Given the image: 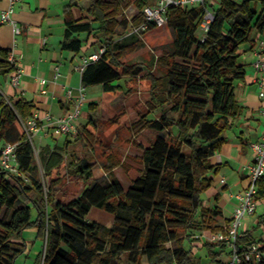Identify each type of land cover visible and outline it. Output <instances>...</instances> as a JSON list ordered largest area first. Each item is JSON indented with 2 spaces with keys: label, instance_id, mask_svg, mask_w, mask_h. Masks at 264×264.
Masks as SVG:
<instances>
[{
  "label": "trees",
  "instance_id": "16d2710c",
  "mask_svg": "<svg viewBox=\"0 0 264 264\" xmlns=\"http://www.w3.org/2000/svg\"><path fill=\"white\" fill-rule=\"evenodd\" d=\"M81 1L68 0L61 47L80 53L91 35L96 36L92 47L97 42L105 46L99 59L81 73V82L85 87L100 84L102 100L110 103L124 88L120 80L139 73L136 66L121 60L135 49L139 38L117 37L121 26H130L123 17L130 1L90 0L86 16L75 19L70 11ZM147 3L138 0L136 5L142 9ZM208 6L214 18L206 32L200 28L205 6L169 8L167 28L173 41L171 50L161 56V118L150 119L148 113L134 124L150 127L157 135L142 149L143 168L132 176L127 189L111 167L105 166V176L94 178V164L86 157L70 153L66 165L68 139L62 145L43 146L39 164L23 126L34 115L33 103L0 98V140L17 143V161L30 181L0 171V264H16L25 253L23 232L28 228L46 241L39 264H145L144 260L205 264L193 254L195 248L206 249L211 263H225L222 256L230 254L226 241H206L196 235L227 232L231 221L218 223L222 209L206 206L204 194L223 165L212 164L210 157L221 150L226 133L236 127L245 110L235 93L237 83L247 76L242 47L253 41L254 34H264V0H222ZM141 21L139 15L134 24ZM15 69L9 51L0 49V75H12ZM158 85L155 79L151 88ZM97 106L90 103L92 109ZM93 127L95 121L89 119L77 136L83 132L90 140ZM40 167L45 181L39 176ZM70 175L84 181L83 190L69 201L57 199L56 186ZM254 199L258 204L264 200V175L257 180ZM92 207L113 215L112 226L91 221ZM253 244L264 252V213L237 235L239 252ZM243 264H264V257Z\"/></svg>",
  "mask_w": 264,
  "mask_h": 264
},
{
  "label": "crops",
  "instance_id": "0c3cea01",
  "mask_svg": "<svg viewBox=\"0 0 264 264\" xmlns=\"http://www.w3.org/2000/svg\"><path fill=\"white\" fill-rule=\"evenodd\" d=\"M67 3L68 0H19L14 4L12 17L20 27V33H15L12 23H0V49L8 50L9 57H13L15 64L22 69L17 87L10 83L11 75H0V98L9 96L13 100L24 98L31 101L34 105L33 114L43 123H46L47 114L55 118L65 115L71 105L69 91L75 98L83 86L81 73L75 69V65L82 57L94 53L96 49L95 46H91L96 40L93 35L86 40L80 53L62 49ZM89 4L90 0L81 1L80 7L71 9V16L75 19L86 16ZM9 6L10 0H0V15ZM259 36L264 34H254L253 41L242 48L241 60L247 76L245 81L237 83L235 93L240 103L245 106L243 115L236 127L226 133L227 141L221 150L210 157L212 164L223 165L217 174L212 175L213 185L204 194V204L209 207L217 205L222 209V215L217 217L220 224H225L227 219L231 220L237 202L236 195L246 189L249 183L247 166L254 157L252 143L259 141L264 132V120L259 114L261 99L252 64L255 59L256 39ZM56 66H59L58 76ZM87 99L90 108V103L98 104L102 97L93 99L87 95ZM38 136L39 139H44L42 140L45 142L44 146L51 145L46 141L49 137L56 139L55 143L63 144L58 141L60 137L56 135ZM4 143V140H0V149ZM130 185L131 183L127 188ZM216 197H219V200ZM92 208L88 217L91 221L112 226L114 219L110 220L108 216H103L100 212L102 209ZM225 212L228 215H225ZM251 218L245 221L240 231L250 227ZM30 229L23 232L27 249L17 259L16 264H39V257L44 252L46 241L38 239L36 230Z\"/></svg>",
  "mask_w": 264,
  "mask_h": 264
},
{
  "label": "rangeland",
  "instance_id": "374dc122",
  "mask_svg": "<svg viewBox=\"0 0 264 264\" xmlns=\"http://www.w3.org/2000/svg\"><path fill=\"white\" fill-rule=\"evenodd\" d=\"M128 29V25L121 26L117 37L122 36ZM199 33L201 32L199 31ZM82 37L86 38V34H83ZM138 40L140 41L135 49L125 54L121 60L125 64L136 66L139 73L125 76L120 80L124 88L110 103L100 100L97 108L92 109L88 107L89 102L87 99V103L83 107V113L79 118V131H82L84 123L89 119H93L95 127L91 128L94 132L92 138L88 140L81 132L79 137L75 134H68L62 137L59 136L58 139L61 144L66 139L71 141V147L65 160L66 165L70 159L69 154L75 153L78 158L86 157L94 164V178L105 176V166L111 167L114 175L120 180L125 189L131 183L132 176L138 175L143 168L142 149L149 146L157 135V132L150 127L138 128L134 124L148 113L150 119L161 118V56L171 50L173 38L167 25H165L152 28L144 36V39ZM100 44L101 42H97L95 45V52L98 51ZM144 76H146L145 79ZM155 79L159 80V85L151 88ZM86 93L89 98L93 99H99L103 95L100 85L87 86ZM39 138L37 135L33 140L35 144L34 155L40 164L39 152L45 142L42 141L44 139ZM46 141H49L52 146L55 144L54 138L49 137ZM39 176L42 181H45L41 167ZM27 182L30 183L29 180ZM46 182L49 184L50 181L46 180ZM84 185V181L74 175L65 176L63 181L56 186L55 196L62 201H69L81 193ZM259 203L256 213L250 216L252 217L250 227L255 223V219L264 213V202ZM92 210H96L95 207ZM100 212L103 216H108L110 220L114 219V216L110 213L101 210ZM225 215H228V213L225 212ZM99 217L102 218L101 215ZM255 235H258V233ZM185 246L190 248L189 242H185ZM194 252L203 258L205 264H213L206 256V249L197 250L195 248L193 254ZM222 257L226 262L230 259V254L225 253ZM144 263L146 264V260H144Z\"/></svg>",
  "mask_w": 264,
  "mask_h": 264
},
{
  "label": "built area",
  "instance_id": "2783aa9c",
  "mask_svg": "<svg viewBox=\"0 0 264 264\" xmlns=\"http://www.w3.org/2000/svg\"><path fill=\"white\" fill-rule=\"evenodd\" d=\"M19 0H10V6L7 10L2 11L0 15V23H12L15 27V33H20V27L16 24L12 15L14 12V4ZM130 5L124 9V17L129 22V29L118 39L124 40L131 36H136L139 39H144V36L152 28H159L167 25L170 6H185L194 7L196 5L205 6V15L201 22L200 28L203 32L209 29L210 23L214 18V11L208 6L219 5L222 0H148V3L140 9L136 3L138 0H129ZM242 1V0H237ZM207 4V6H206ZM142 15V21L139 24H134V19ZM255 49V59L253 67L256 74V82L258 84V94L261 99V107L259 114L264 120V36H259ZM105 51V46H100L98 51L82 57L80 62H77L75 69L82 73L86 66L93 61L99 59L100 54ZM11 62H14L13 57H9ZM16 69L10 76V83L17 87L20 82L22 69L16 64ZM57 76L59 74V66H56ZM68 97L71 101L70 108L65 115L55 118L50 114L45 117L46 123L33 115L26 124H23L24 130L35 147L33 138L37 135H56L63 136L68 134L77 135L79 132V118L83 113V107L87 103V95L85 86L79 89L77 97L72 96L69 91ZM254 150L253 161L247 166V176L249 183L242 192L236 195V205L233 210L232 218L227 226V232L219 231L213 234L196 235L206 241H226L228 250L230 251V259L224 264H243L251 259L261 261L264 257V252L256 244L251 245L247 250L239 252L236 246L237 235L240 228L244 225L245 220L256 213L258 202L254 199V193L257 189V180L264 175V132L259 141L252 143ZM17 143L5 142L0 149V171H6L14 176L23 178L26 182L29 180L21 171L16 155Z\"/></svg>",
  "mask_w": 264,
  "mask_h": 264
},
{
  "label": "water",
  "instance_id": "95a60500",
  "mask_svg": "<svg viewBox=\"0 0 264 264\" xmlns=\"http://www.w3.org/2000/svg\"><path fill=\"white\" fill-rule=\"evenodd\" d=\"M45 246H46V242H45Z\"/></svg>",
  "mask_w": 264,
  "mask_h": 264
}]
</instances>
